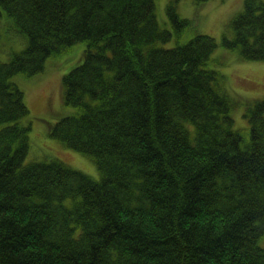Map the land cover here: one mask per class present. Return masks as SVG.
<instances>
[{
  "label": "trees",
  "instance_id": "trees-1",
  "mask_svg": "<svg viewBox=\"0 0 264 264\" xmlns=\"http://www.w3.org/2000/svg\"><path fill=\"white\" fill-rule=\"evenodd\" d=\"M177 1L169 28L155 0H0V23L26 39L0 60V264H264V96L234 128L237 102L209 65L217 42L184 39L193 20ZM78 42L61 79L72 112L48 135L99 179L58 158L24 161L29 109L13 77ZM222 44L264 60V0H243Z\"/></svg>",
  "mask_w": 264,
  "mask_h": 264
},
{
  "label": "rangeland",
  "instance_id": "rangeland-1",
  "mask_svg": "<svg viewBox=\"0 0 264 264\" xmlns=\"http://www.w3.org/2000/svg\"><path fill=\"white\" fill-rule=\"evenodd\" d=\"M167 1L155 0L156 15L162 26L170 28L165 14ZM242 6L243 0H208L200 6H196L193 0L177 1V12L193 20V29L184 39L195 33H204L217 42L210 55L209 65L222 73L229 94L237 102L231 110L234 128L248 127L244 114L247 104L264 96V60H243L237 50L228 49L222 44L223 32H226L229 20ZM0 34L2 61L8 60L12 51H18L26 45L25 37L10 27L8 21L0 23ZM175 43L172 37L162 45L169 47ZM84 47V42H78L70 51L48 57L42 71L31 77L17 74L13 79L23 91L29 109L26 119L30 123L29 148L24 161L58 158L99 179L101 173L90 157L48 135L51 124L72 112V107L63 103L61 79L65 72L81 61ZM261 244H264V237Z\"/></svg>",
  "mask_w": 264,
  "mask_h": 264
}]
</instances>
